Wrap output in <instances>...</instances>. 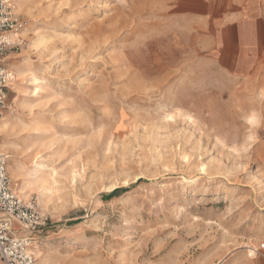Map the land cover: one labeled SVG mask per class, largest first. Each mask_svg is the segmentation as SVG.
I'll return each mask as SVG.
<instances>
[{"label": "rangeland", "instance_id": "1", "mask_svg": "<svg viewBox=\"0 0 264 264\" xmlns=\"http://www.w3.org/2000/svg\"><path fill=\"white\" fill-rule=\"evenodd\" d=\"M173 1L13 0L0 151L38 264H264V59L209 66Z\"/></svg>", "mask_w": 264, "mask_h": 264}, {"label": "crops", "instance_id": "2", "mask_svg": "<svg viewBox=\"0 0 264 264\" xmlns=\"http://www.w3.org/2000/svg\"><path fill=\"white\" fill-rule=\"evenodd\" d=\"M173 6L180 19L196 22L209 66L243 77L264 59V0H174Z\"/></svg>", "mask_w": 264, "mask_h": 264}, {"label": "built area", "instance_id": "3", "mask_svg": "<svg viewBox=\"0 0 264 264\" xmlns=\"http://www.w3.org/2000/svg\"><path fill=\"white\" fill-rule=\"evenodd\" d=\"M15 9L13 0H0V114L15 78L6 61L28 25L16 17ZM8 160L0 151V259L4 264H38L33 244L48 225V216L13 189Z\"/></svg>", "mask_w": 264, "mask_h": 264}, {"label": "bare ground", "instance_id": "4", "mask_svg": "<svg viewBox=\"0 0 264 264\" xmlns=\"http://www.w3.org/2000/svg\"><path fill=\"white\" fill-rule=\"evenodd\" d=\"M5 124H6L5 119L4 118H0V128L3 127ZM0 147H3V145L0 144ZM9 171L11 172L12 177L15 178L17 174H16V169L13 166V164L9 165ZM16 181H17L16 179L13 180L14 186L16 187V190H18L20 195H22L24 198L27 197L26 193L23 192V187H21ZM33 245H34V249H37V251H38L39 245H37V242H35Z\"/></svg>", "mask_w": 264, "mask_h": 264}, {"label": "trees", "instance_id": "5", "mask_svg": "<svg viewBox=\"0 0 264 264\" xmlns=\"http://www.w3.org/2000/svg\"><path fill=\"white\" fill-rule=\"evenodd\" d=\"M119 191H115L114 193H113V195H115V194H117Z\"/></svg>", "mask_w": 264, "mask_h": 264}]
</instances>
